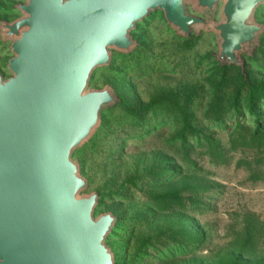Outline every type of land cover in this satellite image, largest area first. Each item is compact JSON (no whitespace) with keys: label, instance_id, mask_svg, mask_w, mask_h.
Masks as SVG:
<instances>
[{"label":"water","instance_id":"95a60500","mask_svg":"<svg viewBox=\"0 0 264 264\" xmlns=\"http://www.w3.org/2000/svg\"><path fill=\"white\" fill-rule=\"evenodd\" d=\"M0 20L11 57L0 74V264H116L107 243L117 222L95 214L77 153L120 102L93 74L138 46V25L159 13L178 40L214 36L220 67L255 57L264 0H21ZM218 16V19L215 17Z\"/></svg>","mask_w":264,"mask_h":264},{"label":"trees","instance_id":"16d2710c","mask_svg":"<svg viewBox=\"0 0 264 264\" xmlns=\"http://www.w3.org/2000/svg\"><path fill=\"white\" fill-rule=\"evenodd\" d=\"M0 18L7 20L4 16ZM132 35L139 46L128 55H115L110 67L102 69L104 83H109L115 89L120 102L115 108L103 113L99 134L91 141L89 148L93 149L98 140L110 138L112 145L106 162H114L116 156L121 158L123 155L126 141L143 142L149 137L160 138L163 129L171 127L168 138L162 142L160 153L173 156L178 166H171L168 163L170 159L159 161V157L153 155L150 167L145 168L143 173L138 171L119 180L112 169L107 179L98 183V205L103 207V201H109L108 210L114 211L117 217L112 232L115 230L117 233L121 227H125L129 237H133L137 229L156 220L158 214H165L174 208L181 213L203 210L202 196L207 190L201 177L197 176L201 169L196 159L207 158L211 165L223 166L231 160V152H240L251 157L253 162L240 158L236 166H244L252 178L264 176V76L260 74L264 72V48L255 57L244 59L245 75L241 74L238 67H220L206 56L207 68L201 70L202 79L196 80L192 75L202 62L193 58L191 61L194 67L188 71L191 72V75H187L188 79H178L174 86L168 88L157 86L154 88L156 92L144 101L140 81L161 69L162 57L159 59L155 56L151 44L145 41L139 27ZM195 44L190 40L173 37L170 52H167L166 61L162 63L172 61L171 68L180 69L179 74L184 76L182 70H189L190 67L187 55ZM198 109L202 110L200 114H197ZM115 114L121 115L122 119L116 125L110 121ZM221 135L224 136L220 138ZM81 162L85 169V157H81ZM183 174L186 177L196 175L197 178L183 179L180 188L163 189ZM88 177L90 183L95 182L90 169ZM132 191L142 193L145 198L142 207L131 202ZM246 223L233 251L234 257H228V264H243L239 262L242 258L255 256L256 239L261 232L264 234V223H258L252 218L246 219ZM191 225L194 226L193 223ZM184 227V223L175 222L163 244L166 252L181 247L192 250L199 248L203 235L195 229L186 230ZM159 239L143 240L136 253L131 255L125 246L120 253L114 254L116 264H146L148 251L153 245L157 246ZM262 243L264 246V241ZM258 264H264V260Z\"/></svg>","mask_w":264,"mask_h":264},{"label":"rangeland","instance_id":"374dc122","mask_svg":"<svg viewBox=\"0 0 264 264\" xmlns=\"http://www.w3.org/2000/svg\"><path fill=\"white\" fill-rule=\"evenodd\" d=\"M21 0H0V16H4L7 20H14L19 16L18 12L13 7ZM2 18H0L1 20ZM218 19V16L215 17ZM256 20L264 24V6L260 7L256 12ZM138 27L144 33L145 41L151 44L155 56L161 58L160 70L155 74L147 76L146 80L140 81L142 85V99L145 101L156 91L155 87L168 88L175 85L176 80L191 75V67H194L191 60L195 58L197 62L202 64L198 70L192 75L196 80L202 79L201 70L206 69L208 63L206 56H209L211 62L214 58L211 55H216L217 47L215 45L214 36L206 33L201 41L197 42L194 49L187 55L189 58V70L183 69L181 76L180 69L171 68L173 64L170 61L168 64L162 63L166 61L167 52H170V43L172 41V33L168 30L159 13L153 14L150 18L145 20ZM263 47L259 49L257 54L264 48V35L261 37ZM170 54V53H169ZM256 54V55H257ZM11 57L9 52V43L5 45L0 41V74L8 76L5 69L7 60ZM119 63V61H117ZM104 71L97 70L91 79L90 86L94 88H101L104 83ZM260 74L264 76V72ZM191 76V77H192ZM186 79V80H187ZM189 81L190 78H189ZM202 109V108H201ZM202 110H197L200 114ZM121 115L115 114L111 116L110 121L116 125L121 122ZM164 133L160 138H146L143 142L135 140H128L123 148V155L121 158L117 156L112 162H106L109 154V147L112 145L110 138H103L98 140L93 149L89 145L99 134L86 145L82 147L77 153V158L80 162V168L83 176L88 179V191H96V186L102 180L107 179L112 169L115 170L116 176L119 180H123L125 176L134 175L138 171L143 173L145 168L150 167L153 155L159 157V161L169 160V164L177 168V161L168 153H160V148L163 146L162 142L168 138L171 127L164 128ZM100 131V130H99ZM224 135H221L222 138ZM232 158L228 164L223 166H213L208 163L207 158L196 159L198 167L201 169L197 176L201 177L202 184L207 190V193L202 196L203 210L195 212L181 213L175 208L165 214H158V218L152 221L144 228H139L135 231L133 237H129L125 227H121L119 231L112 232L108 245L111 247L114 254L121 252L126 246L127 252L131 254L136 253L143 240L151 238L155 241L158 237L157 246H152L148 251L149 258L146 264H228V257H234L233 251L237 246V241L242 235L247 223L246 219H255L258 223H264V176L252 178L248 170L243 167H237L238 159H246L253 162L252 158L240 152H231ZM81 157H85V169L82 167ZM195 158V156H193ZM166 161V162H167ZM165 162V164H166ZM252 166H254L252 164ZM262 168H264V159ZM91 170L94 183H90L88 177V170ZM196 175H181L172 184H166L163 189L180 188L183 186L182 181L191 180ZM131 202L137 207H142L145 204V198L142 193L132 191ZM104 206L99 205L96 208L95 214L98 215L103 212L111 211L116 216L114 211L108 210L109 201L104 200ZM185 224L184 229H195L204 237L203 242L197 249H190L181 247L180 249H169L167 252L163 249V244L167 238V234L174 228L175 222ZM190 222V223H189ZM194 224V226L191 225ZM264 234L261 232L256 239L257 249L253 252V257L242 258L239 262L243 264H258L264 260ZM157 250H156V248ZM163 249V250H162ZM173 251V252H171ZM168 253L171 256L168 255Z\"/></svg>","mask_w":264,"mask_h":264}]
</instances>
